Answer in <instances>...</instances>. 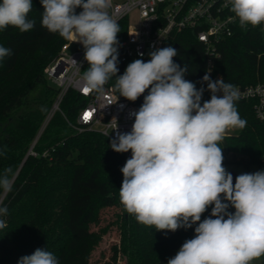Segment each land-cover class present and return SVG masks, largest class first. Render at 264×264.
<instances>
[{
	"label": "trees",
	"instance_id": "1",
	"mask_svg": "<svg viewBox=\"0 0 264 264\" xmlns=\"http://www.w3.org/2000/svg\"><path fill=\"white\" fill-rule=\"evenodd\" d=\"M43 11L40 0H33L29 13V18L35 20L32 30L21 33L11 26L0 30V46L11 50V55L0 60V174L10 168L13 176L12 190L4 193L0 189V207L7 206L9 210L7 216L0 217L7 223L0 230V264H18L20 257L38 248L52 252L60 264H89L92 251L108 229H93L106 207L120 211L115 220L118 242L111 245L115 264L118 260L124 264H167L184 241L194 237L196 225L165 235L155 226L140 224L124 210L119 189L125 155L109 147L111 138L90 130L76 132L71 126L87 98L74 89L67 90L60 101V111L56 110L39 132L57 94L44 68L67 40L42 26ZM118 24L119 41L125 37L127 20ZM196 30L192 27L173 33L161 48L176 45L174 63L187 65L184 78L199 89L206 63ZM218 50L213 71L226 83H264V35L257 28H236L219 43ZM142 59L146 62V58ZM131 62L118 57L117 75H122ZM88 67L86 62L82 72ZM108 82L113 88L116 77ZM148 91L130 102L141 106ZM210 95L205 91L203 100H209ZM236 107L247 124L219 142L223 165H259L264 162V121L256 118L249 101L238 100ZM34 139L36 156L28 153ZM211 207L201 220L210 215Z\"/></svg>",
	"mask_w": 264,
	"mask_h": 264
},
{
	"label": "clouds",
	"instance_id": "2",
	"mask_svg": "<svg viewBox=\"0 0 264 264\" xmlns=\"http://www.w3.org/2000/svg\"><path fill=\"white\" fill-rule=\"evenodd\" d=\"M40 3L42 26L62 38L75 37L85 49L89 67L83 72V89L103 92L115 76L113 89L119 97L134 102L149 90L140 108L131 113L135 118L131 131H117L109 147L132 154L121 168L119 189L128 214L165 235L196 225L194 237L186 239L167 264H252L264 256V170L240 174L233 183L219 146L226 132L247 124L236 107L240 94L235 86L222 78L213 81L207 71L197 89L184 78L187 65L174 63L178 53L170 45L150 51L147 62L140 53L141 58L117 75L120 27L109 12L111 0ZM229 6L241 27L264 24V0H227L225 7ZM32 8L33 0H0V30L9 26L21 33L32 30ZM9 55L11 50L0 46V60ZM205 91L211 94L206 101ZM11 172L7 168L0 174L4 193L12 190ZM209 206L210 215L201 220ZM8 214L7 206L0 207V217ZM6 227L0 219V230ZM18 264L60 261L46 248H38L20 257Z\"/></svg>",
	"mask_w": 264,
	"mask_h": 264
},
{
	"label": "built area",
	"instance_id": "3",
	"mask_svg": "<svg viewBox=\"0 0 264 264\" xmlns=\"http://www.w3.org/2000/svg\"><path fill=\"white\" fill-rule=\"evenodd\" d=\"M226 2L227 0H111L109 12L117 23L127 20L125 37L119 40V59L134 61L141 58L139 54L143 53L142 58H146L147 62L150 60L148 53L161 48L173 33L195 27L196 37L204 47L206 69L202 75L210 71V77L217 80L220 77L214 73L213 66L220 55L218 46L223 39L231 36L236 28H257L264 35V24L241 27L230 11V6L225 7ZM84 53L82 44L75 42V37H69L44 68L46 78L57 87V94L39 132L52 114L56 110L60 111V101L69 89H74L87 98L78 111L75 122L71 123L76 132L90 130L111 139L116 138L117 131L130 132L135 119L131 113L140 106L120 99L109 82L104 85L103 92H85L82 86V68L87 62ZM235 88L240 94L239 100L249 101L256 118L264 121V83L258 81L245 86L237 85ZM86 113H91L88 119L84 118ZM35 141L36 139L28 149V153L33 156L37 155L33 150ZM45 154L46 151L42 153ZM123 154L126 159L132 155L131 151Z\"/></svg>",
	"mask_w": 264,
	"mask_h": 264
},
{
	"label": "rangeland",
	"instance_id": "4",
	"mask_svg": "<svg viewBox=\"0 0 264 264\" xmlns=\"http://www.w3.org/2000/svg\"><path fill=\"white\" fill-rule=\"evenodd\" d=\"M239 129H232L228 131V134H235ZM227 171L232 175H240L243 173H254L256 171L264 170V162L257 164H241L230 163L223 165ZM120 211L116 207H106L100 212V219L97 225L93 229L98 230L101 227L107 226L108 229L105 234L102 235L98 245L92 251L89 264H115L111 258V245L118 242V227L115 224V220ZM118 264H124L123 260H118ZM252 264H264V256L252 261Z\"/></svg>",
	"mask_w": 264,
	"mask_h": 264
},
{
	"label": "snow or ice",
	"instance_id": "5",
	"mask_svg": "<svg viewBox=\"0 0 264 264\" xmlns=\"http://www.w3.org/2000/svg\"><path fill=\"white\" fill-rule=\"evenodd\" d=\"M84 91L87 92L88 90L87 89H84ZM90 115H91V113H86L84 118L85 119H88L90 117Z\"/></svg>",
	"mask_w": 264,
	"mask_h": 264
},
{
	"label": "water",
	"instance_id": "6",
	"mask_svg": "<svg viewBox=\"0 0 264 264\" xmlns=\"http://www.w3.org/2000/svg\"><path fill=\"white\" fill-rule=\"evenodd\" d=\"M176 45L173 46V48H175ZM236 175H233V181H235Z\"/></svg>",
	"mask_w": 264,
	"mask_h": 264
}]
</instances>
